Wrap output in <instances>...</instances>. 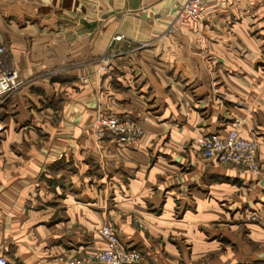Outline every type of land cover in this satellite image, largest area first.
Here are the masks:
<instances>
[{"label": "crops", "instance_id": "crops-1", "mask_svg": "<svg viewBox=\"0 0 264 264\" xmlns=\"http://www.w3.org/2000/svg\"><path fill=\"white\" fill-rule=\"evenodd\" d=\"M184 1L0 0L2 66L28 81L0 105L8 264L94 255L102 223L142 253L139 264H191L204 243L188 255L167 245L202 242L188 233L191 211L264 206V0H203L200 20L176 23ZM100 115L135 119L144 135L98 143L90 125ZM231 130L256 142L258 172L195 153L201 135Z\"/></svg>", "mask_w": 264, "mask_h": 264}, {"label": "built area", "instance_id": "built-area-1", "mask_svg": "<svg viewBox=\"0 0 264 264\" xmlns=\"http://www.w3.org/2000/svg\"><path fill=\"white\" fill-rule=\"evenodd\" d=\"M205 10L203 0H186L181 5L175 22L198 21L204 16ZM114 40L120 41L121 37L117 36ZM4 53L5 49L0 45V98L8 97L22 85L15 69H6L2 66ZM108 64L109 60H106L105 65L108 66ZM92 127L96 140L110 135L117 139L120 145L126 146L136 145L144 133L136 121L115 115L97 117ZM193 147L198 157L204 161L236 167L252 173L258 172L261 168L256 142L241 137L237 130H231L224 135L217 132L201 135L193 142ZM97 234L104 242L102 250L82 258L60 257L59 262L62 264H136L141 260V253L136 249L123 246L118 240L117 233L109 225L100 227ZM0 264H8L7 259L1 254Z\"/></svg>", "mask_w": 264, "mask_h": 264}, {"label": "rangeland", "instance_id": "rangeland-1", "mask_svg": "<svg viewBox=\"0 0 264 264\" xmlns=\"http://www.w3.org/2000/svg\"><path fill=\"white\" fill-rule=\"evenodd\" d=\"M129 50L131 51L132 49H129ZM109 59L110 58L106 55L103 58H101L99 62L103 66L105 65V61L106 60L108 61ZM35 78L36 80H33V81H37L41 77L37 75ZM27 84H28V81L22 80L21 87L15 92H13L12 94L17 93ZM38 92L39 91L35 92L36 95L38 94ZM8 97L0 98V105H3V103ZM49 105L51 107L48 106V104H45L46 107H50V108L55 107L53 108V110L59 109L58 103L57 104L50 103ZM96 118H94V120L92 121L90 125L92 132H93L92 124L94 123ZM125 119L136 121L139 127L144 132V128L137 120L132 119V118H125ZM101 140H96V141L100 143ZM116 142H117V139H116ZM204 162L211 163L208 161H204ZM208 198L210 197L208 196ZM206 210H207L206 212H208L211 215L210 217H207V216L198 217L197 211L196 212L191 211L190 219H189L190 226H188V228L190 229V232L188 233H190L191 236L193 234L200 235L199 238L202 240V242L198 240H194V239L189 240L188 238L183 237V236H179V237L178 236H174V237L168 236L167 245H170L174 249H177V250H183L185 255H188L189 252H191L193 248L194 249L199 248L198 246L199 243H202V245L204 243L205 245L204 254L201 253L203 258L201 257L197 260H191L190 261L191 264H249V262L256 261V260L258 261H256L255 264H264V237L263 239H261L262 237H260L259 239H255L254 237L256 236H253V235H257V234L252 232V229H254V226L257 225L261 228L260 230L262 232V235L264 236V206L262 204L259 206L250 207V208L248 206L241 205L240 209L231 210L230 205H222V203L218 202L217 204L213 206H208ZM215 213H216V217H213ZM174 214L176 216L175 219L177 221L181 219V217H177L176 215L177 213H174ZM104 225H108V224L102 223L99 225L98 229H100V227ZM137 225H138L137 226L138 228L144 231H147V226L145 224L137 223ZM255 229H258V228H255ZM160 242H161L160 240L159 241L152 240V244L154 247L158 246L162 248V246H159ZM87 256L89 255L75 256V257L82 258V257H87ZM141 256H142V253H141ZM142 260H143V257H141V260L136 264L141 263Z\"/></svg>", "mask_w": 264, "mask_h": 264}]
</instances>
